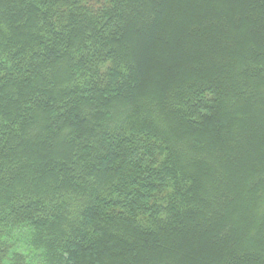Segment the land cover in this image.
Returning <instances> with one entry per match:
<instances>
[{
    "label": "trees",
    "instance_id": "obj_1",
    "mask_svg": "<svg viewBox=\"0 0 264 264\" xmlns=\"http://www.w3.org/2000/svg\"><path fill=\"white\" fill-rule=\"evenodd\" d=\"M0 264H264V0H0Z\"/></svg>",
    "mask_w": 264,
    "mask_h": 264
}]
</instances>
